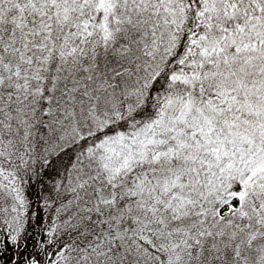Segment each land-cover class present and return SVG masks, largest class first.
<instances>
[{
    "label": "snow or ice",
    "instance_id": "snow-or-ice-1",
    "mask_svg": "<svg viewBox=\"0 0 264 264\" xmlns=\"http://www.w3.org/2000/svg\"><path fill=\"white\" fill-rule=\"evenodd\" d=\"M0 264H264V0H0Z\"/></svg>",
    "mask_w": 264,
    "mask_h": 264
}]
</instances>
